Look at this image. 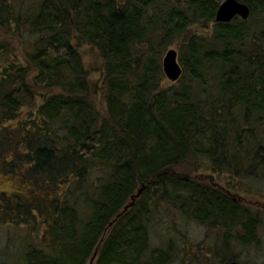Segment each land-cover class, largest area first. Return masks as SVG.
Wrapping results in <instances>:
<instances>
[{
    "label": "trees",
    "instance_id": "16d2710c",
    "mask_svg": "<svg viewBox=\"0 0 264 264\" xmlns=\"http://www.w3.org/2000/svg\"><path fill=\"white\" fill-rule=\"evenodd\" d=\"M222 1L0 0V167L30 180L0 194V225L29 226L21 264H90L96 250L94 264H167L173 238L158 248L152 235L171 213L219 231L220 264L264 252V210L172 173L193 161L264 195V0L217 23ZM84 44L101 60L105 115ZM175 46L183 75L166 86Z\"/></svg>",
    "mask_w": 264,
    "mask_h": 264
},
{
    "label": "rangeland",
    "instance_id": "374dc122",
    "mask_svg": "<svg viewBox=\"0 0 264 264\" xmlns=\"http://www.w3.org/2000/svg\"><path fill=\"white\" fill-rule=\"evenodd\" d=\"M208 31L201 26H198L194 29V32L199 34H205ZM6 38L9 39V36H6ZM15 46L17 47L16 53L23 61V54L20 50V47L18 45ZM173 49L178 50L177 46L173 47ZM79 50L83 56L85 67L89 72L90 80L92 81L95 88L96 103L101 113L105 115L106 103L104 94L102 92V79L101 73L99 72L101 68V60L98 56V52L96 49L85 44L80 45ZM170 83L172 82L166 78L164 85L168 86ZM29 111L30 108H25L20 120L26 119L30 113ZM16 126L17 122L11 123V127ZM12 158L13 153L8 151L6 153L5 159L10 161ZM173 170L174 171L171 172L175 175L185 179H192L199 182L203 181V183L211 184L218 189L230 191L232 196L242 200V202H244L246 205L264 210L262 208V206L264 207V195L260 196L258 194L254 195L251 193L246 194L240 192L239 189L237 190L235 188H229L227 176L214 174L212 173V170L208 169L207 167L203 166L202 168L199 164L197 165L194 164L193 161H188L187 163H184ZM23 176L24 175L22 172L18 170L7 169V171H2L0 167V194L4 191L7 193H13L17 190L18 184L14 182V179L21 181L23 180V183L25 182L24 184L22 183L23 186L30 185V180H28L29 177H25V179H23ZM208 177L213 180L206 179ZM247 189L254 191L252 186L247 187ZM18 193L23 194V192L20 190L15 193V195ZM163 218L165 223H163V225L159 224L152 235V245L153 247L163 248V246L167 245L168 237L173 238L175 253L170 257L171 259L167 264H220L218 258H214L211 254L214 249L213 237L218 236V230H211L207 226L202 227L198 223L189 222L182 216H176L173 213L170 215L166 214V216ZM1 221L3 220L0 217V222ZM187 222H189V225ZM6 223L8 224L0 225V261H6L10 264H14L16 261H18L21 264L23 261V251L25 250L27 241H29V226H26L25 224H10L9 221ZM174 227H176L177 230ZM259 237L261 240L260 249H262L264 248V230L261 231ZM187 245H190L194 249H191V251L197 254L201 253L202 255H206L208 252L210 254L203 256L201 260L192 261V258L188 256L189 254L187 253ZM199 246H204L205 249L203 250V253ZM255 247L256 244H254V247H251L248 250L237 249L231 250L230 252L231 254L237 256V260L242 264H264V252L261 251L258 253V249Z\"/></svg>",
    "mask_w": 264,
    "mask_h": 264
},
{
    "label": "water",
    "instance_id": "95a60500",
    "mask_svg": "<svg viewBox=\"0 0 264 264\" xmlns=\"http://www.w3.org/2000/svg\"><path fill=\"white\" fill-rule=\"evenodd\" d=\"M251 15L250 7L238 0H224L217 11L215 22L217 23H229L235 18H241L242 20H248ZM163 71L167 79L171 82H177L183 75V67L179 62V54L176 49H169L163 58ZM146 187L142 186L134 196H132V202L125 206L123 212L134 206L136 199H138ZM122 212V213H123ZM120 213L119 215H121ZM113 223H111L112 225ZM98 250H96L94 256L90 260V264H94ZM224 264H240L236 261L226 262Z\"/></svg>",
    "mask_w": 264,
    "mask_h": 264
},
{
    "label": "flooded vegetation",
    "instance_id": "af4514ba",
    "mask_svg": "<svg viewBox=\"0 0 264 264\" xmlns=\"http://www.w3.org/2000/svg\"><path fill=\"white\" fill-rule=\"evenodd\" d=\"M210 180H213V179L210 178ZM223 191H224V190H223ZM225 192H227L232 198H234V199H238V198L232 196V194H231L230 191H225ZM238 200H240V199H238ZM240 201H242V200H240ZM259 207H260V206H259ZM262 208L264 209L263 206H262ZM256 209H259V208L256 207ZM187 253L189 254L188 256H191L190 254H192L191 250L189 251L188 249H187ZM233 261L239 262V261H237V260H233ZM233 261H230V262H233ZM223 264H224V263H223Z\"/></svg>",
    "mask_w": 264,
    "mask_h": 264
}]
</instances>
